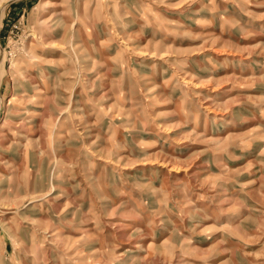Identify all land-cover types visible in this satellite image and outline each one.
<instances>
[{
	"label": "clouds",
	"instance_id": "9594fccd",
	"mask_svg": "<svg viewBox=\"0 0 264 264\" xmlns=\"http://www.w3.org/2000/svg\"><path fill=\"white\" fill-rule=\"evenodd\" d=\"M21 19L0 22V264H264V0Z\"/></svg>",
	"mask_w": 264,
	"mask_h": 264
},
{
	"label": "rangeland",
	"instance_id": "374dc122",
	"mask_svg": "<svg viewBox=\"0 0 264 264\" xmlns=\"http://www.w3.org/2000/svg\"><path fill=\"white\" fill-rule=\"evenodd\" d=\"M32 7V0H11V11L8 10V8H0V22H3L5 25L4 28V32L6 33L12 26V24L16 23V22H23L22 21V17L24 16V13L26 10L30 11ZM241 44L244 47H251L253 44L258 42V38L256 39H248L245 40L243 38H241ZM216 55L223 57L224 55H229L231 56V53H227V52H217ZM256 59H264L261 57H256ZM250 62L248 60V58H245V66L243 67V72L245 75H247L252 69H255L257 71V73H259L260 68L258 65L253 64L251 66V68L247 67L246 65H248ZM236 72L239 74L241 72V68L238 67L236 69ZM230 72H222L220 73V75L225 76V75H230ZM230 85L225 84L222 85L221 89L216 90L220 93V96L222 99L226 100L229 98L228 95L224 94V89L229 88ZM235 93H232V95H234ZM231 131H239L242 129H235L232 128L230 129ZM227 132H224V135H227ZM259 152V147L256 145H253L252 149L249 150V154H248V158H252V156H254L256 153ZM189 153L185 152V155H187ZM199 163V161H197V164ZM161 167H163V164H161ZM194 168L196 167V165L194 164L193 166ZM192 169H189V171H191ZM178 175H182L183 172H178ZM11 250V247L9 245V251Z\"/></svg>",
	"mask_w": 264,
	"mask_h": 264
}]
</instances>
